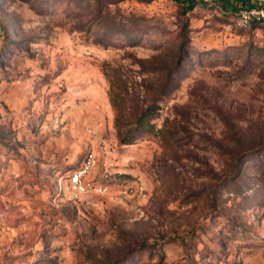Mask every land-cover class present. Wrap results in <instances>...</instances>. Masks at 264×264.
<instances>
[{
    "label": "rangeland",
    "instance_id": "374dc122",
    "mask_svg": "<svg viewBox=\"0 0 264 264\" xmlns=\"http://www.w3.org/2000/svg\"><path fill=\"white\" fill-rule=\"evenodd\" d=\"M186 1L0 0V264H264V27ZM182 35L154 131L121 144L103 64L150 100ZM90 147L118 181L57 197Z\"/></svg>",
    "mask_w": 264,
    "mask_h": 264
},
{
    "label": "trees",
    "instance_id": "16d2710c",
    "mask_svg": "<svg viewBox=\"0 0 264 264\" xmlns=\"http://www.w3.org/2000/svg\"><path fill=\"white\" fill-rule=\"evenodd\" d=\"M187 2L189 5L186 6ZM197 2L199 1L187 0L184 4V12L192 10L198 4ZM185 37L182 35L181 43L174 47L175 50H170L164 65L159 67L149 65L148 72L158 70L164 75L158 89L152 87L155 93L150 100L137 101L136 94L130 90L128 85H118L117 82H120L122 78L119 71L109 68L110 63L103 64L102 70L111 83L110 101L115 111L114 125L121 144L134 143L148 137L154 131L153 120L157 117L159 108L157 103L174 90L175 74L186 53ZM133 104H136V110Z\"/></svg>",
    "mask_w": 264,
    "mask_h": 264
},
{
    "label": "built area",
    "instance_id": "2783aa9c",
    "mask_svg": "<svg viewBox=\"0 0 264 264\" xmlns=\"http://www.w3.org/2000/svg\"><path fill=\"white\" fill-rule=\"evenodd\" d=\"M231 13L235 27L241 31L264 27V3H241ZM117 175V163L114 159L102 161L96 149L87 148L79 164L58 183L57 197L77 202L87 196H105L118 181Z\"/></svg>",
    "mask_w": 264,
    "mask_h": 264
},
{
    "label": "crops",
    "instance_id": "0c3cea01",
    "mask_svg": "<svg viewBox=\"0 0 264 264\" xmlns=\"http://www.w3.org/2000/svg\"><path fill=\"white\" fill-rule=\"evenodd\" d=\"M215 0H210L208 1L209 3H213ZM239 2H241L242 4H263L264 0H238ZM237 1V2H238ZM240 3V4H241ZM230 11V10H229ZM70 171V170H69ZM68 171V172H69ZM68 174V173H67Z\"/></svg>",
    "mask_w": 264,
    "mask_h": 264
}]
</instances>
